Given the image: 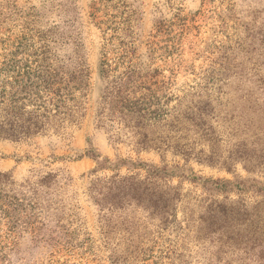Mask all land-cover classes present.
<instances>
[{"label": "rangeland", "instance_id": "obj_1", "mask_svg": "<svg viewBox=\"0 0 264 264\" xmlns=\"http://www.w3.org/2000/svg\"><path fill=\"white\" fill-rule=\"evenodd\" d=\"M96 1L0 0V38L20 35L25 29L45 34L52 56L70 70L84 64L91 73L87 112L78 128L21 142L0 140V172L13 176L16 189L24 193L27 202H38L37 222L14 233V242L0 254V264H112L113 252L122 249L116 244L130 236L126 231L128 222L137 224L131 228L140 229L133 236L146 242L161 236L163 241L170 235L169 231H161L158 218L134 202L112 215L116 227L108 230L104 216L111 215L109 205L99 206L96 200L100 196L91 189L92 180L97 178L119 174L143 179L155 168L166 169L171 175L169 184L179 187L184 195L178 218L183 220L193 213L197 220L193 228L200 224L198 217L203 213L199 201L209 197L203 189L205 180L264 186V174L248 172L241 163L228 172L194 160L186 162L172 152L140 151L131 130L118 120L99 117L108 81L113 78L108 80L101 74L104 44L110 34H104L91 16ZM127 1L136 13L131 31L119 38L134 44V62L143 72L160 70L157 79L165 80L167 85L169 82L162 92L168 87L182 95V90L206 76L208 70L225 63L222 58L226 55L231 67L223 87L226 98L238 108L250 101L258 110L243 112L253 118L254 125L262 124L264 128V0H227L230 10L224 11L225 25L218 19L219 12L225 10L221 0ZM178 11L189 18L195 16L194 26L198 28L184 36L180 55L166 57L160 45L154 53L150 45L156 26L174 20ZM117 56L116 51H111L109 57ZM123 70L121 67L114 73ZM219 131L227 150L236 137L229 135L227 125ZM48 175L53 176L49 187L40 184ZM193 177L198 179L195 183L191 181ZM250 192H234L230 198L242 196L247 202L255 201ZM218 196L223 199V195ZM5 228L1 223L0 230ZM175 236L173 233L170 237ZM178 244L185 251L182 264H264L259 248L245 253L244 246L224 247V252H218L217 236L199 240L191 234L186 241L178 240ZM149 264H154L153 260Z\"/></svg>", "mask_w": 264, "mask_h": 264}, {"label": "trees", "instance_id": "obj_2", "mask_svg": "<svg viewBox=\"0 0 264 264\" xmlns=\"http://www.w3.org/2000/svg\"><path fill=\"white\" fill-rule=\"evenodd\" d=\"M221 4L225 10L219 12L218 19L225 25L224 11L230 7L227 0H221ZM129 6L127 0H98L91 7L96 25L104 34H110L100 67L105 78L113 79L108 81L99 117L118 120L131 130L140 151L172 152L186 162L194 160L228 172L241 163L248 172L264 174L263 125H254L253 118L243 112L258 109L250 101L238 108L223 92L231 70L227 65L229 57L224 55L225 63L208 70L206 76L182 90V95L168 87L162 92L169 82L167 85L165 80L157 79L160 70L143 72L134 62V44L119 38L131 31L136 12ZM196 22L195 16L189 18L178 11L174 20L158 24L150 45L153 52L160 45L166 57L180 55L183 38L198 28L194 26ZM47 43L45 34H34L29 29L17 36L0 38V140L21 142L51 133L64 134L78 128L85 119L90 70L84 64L70 70L52 56ZM111 51L118 56L110 58ZM121 67L124 70L116 75ZM222 125H227L229 135L236 137L227 150L222 146L226 142L219 131ZM52 177L48 175L40 184L49 187ZM168 177L171 175L166 169L155 168L143 179L117 174L92 180L91 189L100 196L96 200L98 205H109L111 215L104 216L108 230L116 227L112 215L134 202L158 218L161 231L170 234L163 241L161 236L146 242L133 236L140 229L131 228L137 224L128 222L126 231L130 236L116 244L122 249H115L112 264H149L152 260L154 264H182L185 251L178 240L186 241L191 234L199 240L217 236L218 252H224V247L244 246L245 253L259 248L264 259V186L251 187L245 181L205 180L203 189L209 197L199 201L203 213L194 230L192 225L197 220L193 213L183 220L178 218L184 195L179 187L169 184ZM197 180L191 179L194 183ZM16 186L11 174L0 172V224L6 226L0 230V254L14 242V233L20 227L30 228L37 222L38 202H27ZM248 191L255 201L247 202L242 196L237 200L230 198L231 193L243 195ZM173 233L176 236L171 238Z\"/></svg>", "mask_w": 264, "mask_h": 264}]
</instances>
